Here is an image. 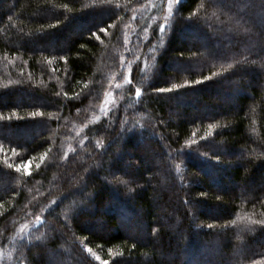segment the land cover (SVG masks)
I'll return each instance as SVG.
<instances>
[{"label":"trees","instance_id":"obj_1","mask_svg":"<svg viewBox=\"0 0 264 264\" xmlns=\"http://www.w3.org/2000/svg\"><path fill=\"white\" fill-rule=\"evenodd\" d=\"M150 1L0 0V264H264V0Z\"/></svg>","mask_w":264,"mask_h":264},{"label":"rangeland","instance_id":"obj_2","mask_svg":"<svg viewBox=\"0 0 264 264\" xmlns=\"http://www.w3.org/2000/svg\"><path fill=\"white\" fill-rule=\"evenodd\" d=\"M155 1H157V0H153L152 2L150 1L151 4H152V6L150 7V10H149V12H148L149 14H150V13H153V11L155 12V10H156V8H157V7H156L157 4L154 3ZM149 4H150V3H149ZM149 4L147 5L148 7H149ZM148 7H147V8H148ZM147 10H148V9H147ZM143 11H146V9L143 10ZM158 11H159V10H158ZM158 11H157V12H158ZM148 13H147V14H148ZM141 16H142V15H141ZM148 18H149V17H146V18L143 17V18L141 19V21L144 22V21L147 20ZM150 20H151V19H150ZM150 20H149V21H150ZM146 23L148 24V23H150V22H146ZM147 24H146V25H147ZM128 33H130V32H128ZM128 35H129V34H128ZM109 107L111 108V106H109ZM109 107H107V110H106V111L109 110ZM24 135H26V132L23 133V136H24ZM23 136H22V137H23ZM263 186H264V184H263ZM96 221H97V220H94V222H95V223H94L95 229L98 228V222H96ZM99 229H100V228H99Z\"/></svg>","mask_w":264,"mask_h":264}]
</instances>
